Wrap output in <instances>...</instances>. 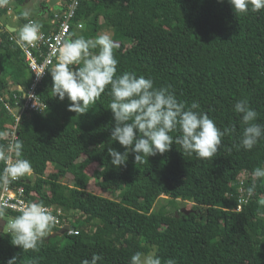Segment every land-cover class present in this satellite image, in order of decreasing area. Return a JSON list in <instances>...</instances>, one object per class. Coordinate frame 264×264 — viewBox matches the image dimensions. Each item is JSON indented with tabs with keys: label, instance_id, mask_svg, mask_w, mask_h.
Masks as SVG:
<instances>
[{
	"label": "trees",
	"instance_id": "trees-1",
	"mask_svg": "<svg viewBox=\"0 0 264 264\" xmlns=\"http://www.w3.org/2000/svg\"><path fill=\"white\" fill-rule=\"evenodd\" d=\"M13 1L16 8L25 0ZM8 8L0 0V19ZM51 15L45 10L31 17L48 30ZM77 22L84 27L72 28L68 38L95 39L109 32L117 45V76L130 72L150 78L155 88H168L186 107L198 102L199 111L217 127L234 126L235 131L222 138L209 159L173 143L165 153L138 163L130 153L125 166L115 167L108 148H124L110 140V86L85 113L71 112L67 98L53 96L50 69L38 88L45 110H26L21 116L15 142L22 143V158L32 165L21 182L31 200L61 208L63 222L77 233L51 236L61 228L52 225L35 250H24L11 243L6 230L19 213L4 209L0 264L13 256L16 264H82L93 253L102 257L98 264H129L133 254L153 248L162 264L169 258L177 264H264V205L258 203L264 198V179L257 181L252 197L246 195L252 171L264 166V137L251 150L238 148L244 125L233 111L238 100H246L257 112L254 122L264 125V9L235 14L228 0H80ZM10 33L0 24V97L15 108L33 74L22 50L8 39ZM12 120L0 99V149ZM179 134L170 133L174 138ZM94 163L92 175L98 181L118 183L107 189L109 195L87 189V167ZM243 170L247 202L237 210L233 183ZM163 195L170 205L177 200L192 204L183 208L187 211L154 210ZM70 211L80 216L68 223ZM62 238L66 241L60 244Z\"/></svg>",
	"mask_w": 264,
	"mask_h": 264
},
{
	"label": "clouds",
	"instance_id": "clouds-1",
	"mask_svg": "<svg viewBox=\"0 0 264 264\" xmlns=\"http://www.w3.org/2000/svg\"><path fill=\"white\" fill-rule=\"evenodd\" d=\"M235 14H247L249 11L259 12L264 9V0H228ZM40 25L30 22L20 29L17 43L35 46L40 38ZM58 63L50 70L53 96L60 101H69L68 111L83 114L89 105L110 86V110L114 121L110 140L117 141L124 151L108 148L110 163L115 167L125 166L130 153L134 154L136 163L142 162L144 156L163 154L170 150L173 143L180 145L184 152L195 154L199 159H209L216 155L222 138L235 131L234 126L223 129L217 127L209 116L199 111L198 102L189 107L179 102L175 94L168 88H155L152 79L135 76L125 72L117 76L118 60L113 49L117 45L107 34L95 39L78 37L58 41ZM99 49L98 52L90 49ZM82 65L80 67H71ZM233 111L238 114L243 130L239 137L238 148L251 150L264 137V125L255 123L257 112L246 100H238ZM179 131L175 138L170 135ZM21 142L10 146L15 153V160L0 153L5 167L0 171V181L5 184L29 175L31 162L22 158ZM264 179V166H257L251 173V183L246 190L247 197H252L258 180ZM247 201L245 200V203ZM264 205V198L258 200ZM7 202H0V216ZM19 215L7 222V232L11 243L24 250H35L43 238L50 232L55 217L48 209L37 202H30L19 209ZM16 257L8 259L7 264H16ZM102 257L93 253L91 260L84 259L82 264H98ZM33 264H36L33 261ZM129 264H162L155 251L147 254L136 252L130 257ZM165 264H177L169 258Z\"/></svg>",
	"mask_w": 264,
	"mask_h": 264
},
{
	"label": "built area",
	"instance_id": "built-area-1",
	"mask_svg": "<svg viewBox=\"0 0 264 264\" xmlns=\"http://www.w3.org/2000/svg\"><path fill=\"white\" fill-rule=\"evenodd\" d=\"M80 0H68L65 6H57L52 9V15L49 18V28L48 30H43L40 27L39 36L40 38L35 42V46L27 45L24 43H17L19 31L23 25L35 22L36 19L30 17L28 18L16 32H11L8 36L10 41L15 42L18 47L22 50L25 62L29 70L31 71L32 79L24 92L22 93V98L20 103L17 104L15 108L11 107L8 102L2 99L4 106L10 112L13 117V120L8 127L7 131L3 133L4 138L6 139V145L0 149V153H3L4 156L8 157L9 160H15V153L10 151V146L14 145L18 137V128L21 121V116L26 110L43 112L46 108V104L41 100L38 95V88L42 80L47 76L50 69H52L59 60L58 49L60 44L58 41L63 42L69 36L70 30L72 28H81L83 24L81 22L73 23V18L75 12L78 9ZM74 26V27H73ZM16 97L15 94H13ZM4 162V161H3ZM3 168L5 163H3ZM246 177V171H242L237 177V181L233 183L235 192L239 194L237 210L241 208L242 202L247 200V197H244L243 194V182ZM22 177L10 181L5 184L3 181H0V202H7V207L4 209L12 210L16 213H19V209L25 204L30 202H35L31 200L25 194L24 186L21 182ZM48 211L55 217V222L53 225L58 227H63L66 225L64 223L61 214L60 208L56 205H44ZM3 209V210H4ZM20 214V213H19ZM14 218H10L12 220ZM6 226V224H5ZM7 230V228H6ZM66 232L68 234H76L77 230L73 227L67 228Z\"/></svg>",
	"mask_w": 264,
	"mask_h": 264
},
{
	"label": "rangeland",
	"instance_id": "rangeland-1",
	"mask_svg": "<svg viewBox=\"0 0 264 264\" xmlns=\"http://www.w3.org/2000/svg\"><path fill=\"white\" fill-rule=\"evenodd\" d=\"M11 22V21H10ZM84 27V25L82 26ZM81 27V28H82ZM77 29H80V28H77ZM101 34H107V35H110L108 31H103ZM100 34V35H101ZM4 78H7V76H5ZM96 164H92V165H89L87 167V172L90 174V182L87 186V189L88 190H91L95 193H98V194H103V195H109V188H113V186H116V184H118L117 182L115 181H104L102 182V180H97V178H95L93 175H92V172L93 170L96 168ZM116 196V193L114 194ZM168 197L167 196H160L156 202H155V205L153 207L154 210H158V209H161L162 207H165L170 213H173L175 211V209L179 208H189L191 206V202H182L180 200H177L175 202V204L173 205H170L168 203ZM177 204V205H176ZM58 208V206H57ZM61 212H63V210L60 208ZM64 213V212H63ZM80 216V213L78 211H70L69 212V215H68V218H67V222L68 223H71L72 220H75V218L79 217ZM65 238H62L59 243L62 244V243H65ZM154 251V248L153 250H150L149 252H152ZM149 252H146L145 254L149 253Z\"/></svg>",
	"mask_w": 264,
	"mask_h": 264
},
{
	"label": "crops",
	"instance_id": "crops-1",
	"mask_svg": "<svg viewBox=\"0 0 264 264\" xmlns=\"http://www.w3.org/2000/svg\"><path fill=\"white\" fill-rule=\"evenodd\" d=\"M46 1L47 0H25L22 4H19L16 8L15 7L13 8L14 1L6 0L9 8H8L6 15L0 19V24H3L4 26H6L9 31L16 32L18 29H20L22 24L25 22L24 19H22V17H20L18 14L24 13L26 18L31 17L33 15L39 17L43 14L45 10H52L57 7V6L50 7L49 9H47L46 7H44V5L46 4ZM59 5L62 6V2H60L58 6ZM44 17H46L45 14H44ZM3 220H6V219H3Z\"/></svg>",
	"mask_w": 264,
	"mask_h": 264
},
{
	"label": "water",
	"instance_id": "water-1",
	"mask_svg": "<svg viewBox=\"0 0 264 264\" xmlns=\"http://www.w3.org/2000/svg\"><path fill=\"white\" fill-rule=\"evenodd\" d=\"M65 1L66 0H47L46 1V4L44 5V7H46L47 9H49L50 7H56V6H58V4L60 2H65ZM182 210L187 211V210H185L183 208H182ZM4 224H5V221L0 217V231H2ZM67 228H68V225H65V226L61 227L58 232H51V236H54L56 234H63V233L66 232Z\"/></svg>",
	"mask_w": 264,
	"mask_h": 264
}]
</instances>
